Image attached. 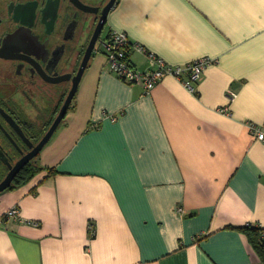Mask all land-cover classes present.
I'll use <instances>...</instances> for the list:
<instances>
[{
	"label": "crops",
	"instance_id": "0c3cea01",
	"mask_svg": "<svg viewBox=\"0 0 264 264\" xmlns=\"http://www.w3.org/2000/svg\"><path fill=\"white\" fill-rule=\"evenodd\" d=\"M104 27L212 62L146 92L94 50L42 169L0 193V264H262L239 228H264V0H116Z\"/></svg>",
	"mask_w": 264,
	"mask_h": 264
},
{
	"label": "flooded vegetation",
	"instance_id": "af4514ba",
	"mask_svg": "<svg viewBox=\"0 0 264 264\" xmlns=\"http://www.w3.org/2000/svg\"><path fill=\"white\" fill-rule=\"evenodd\" d=\"M107 2L0 0V186L58 114L71 86L60 79L74 74L79 63L73 71L64 65L70 68L71 57L85 51ZM40 152L19 168L9 187Z\"/></svg>",
	"mask_w": 264,
	"mask_h": 264
},
{
	"label": "built area",
	"instance_id": "2783aa9c",
	"mask_svg": "<svg viewBox=\"0 0 264 264\" xmlns=\"http://www.w3.org/2000/svg\"><path fill=\"white\" fill-rule=\"evenodd\" d=\"M99 43H102L101 49L98 50L95 46L94 50L105 54L109 69L130 85H142L146 92L168 75L175 76L189 91L194 92L195 83L200 79L202 71L212 62L204 57L184 65L169 64L155 53L149 52L143 45L131 42L123 31L111 30L105 40L99 39ZM133 51L147 56L148 61L143 68L134 65L130 60ZM250 129L254 137L264 144V124L261 126L251 124ZM8 219L23 221L17 206L4 211L1 220ZM27 221L35 226L39 224L35 221ZM261 240L264 242V233L261 235Z\"/></svg>",
	"mask_w": 264,
	"mask_h": 264
},
{
	"label": "water",
	"instance_id": "95a60500",
	"mask_svg": "<svg viewBox=\"0 0 264 264\" xmlns=\"http://www.w3.org/2000/svg\"><path fill=\"white\" fill-rule=\"evenodd\" d=\"M115 3H116V0H108V2L103 6V8L101 10L100 19H99V21H98V23L94 29L93 35L91 36V39H90L87 47L85 48V51L83 52L82 58L79 62V65H78L75 73L74 74L69 73L65 77L60 79V81H62V82L63 81H70L71 86L69 88V91H68V93H67V95H66V97L62 103V106H61L58 114L56 115L55 119L53 120V122L49 126L48 130L43 135V137L38 141L37 145H35L33 150L31 152H29L27 155L23 156L21 158V160L16 164L14 169L10 172V174L6 178V181H4L3 184L0 186V193L9 187L8 185H9L11 178L19 170V168L26 161H28L29 159L34 157L36 154H38V152L41 151V149L49 141V139L51 138V136L53 135V133L57 129L58 125L65 118V116H66V114L70 108L71 102H72V100H73V98L77 92V88H78V85H79L80 80L82 78V75H83V73L87 67V64L89 62V59H90V57H91V55L95 49L96 42L99 39L101 31L105 25L107 15H108L109 11L111 10V8L115 5ZM12 121H13V119H12ZM13 123H14V121H13ZM15 126L18 128L17 125H15Z\"/></svg>",
	"mask_w": 264,
	"mask_h": 264
},
{
	"label": "trees",
	"instance_id": "16d2710c",
	"mask_svg": "<svg viewBox=\"0 0 264 264\" xmlns=\"http://www.w3.org/2000/svg\"><path fill=\"white\" fill-rule=\"evenodd\" d=\"M41 169L42 167L36 163L34 165H30L27 169H25L24 175L20 178V180L15 182V184L10 186L8 189H13L16 186L25 183ZM48 173L52 174L54 173V170H52V168H48ZM239 229L245 233L249 242L253 246V249L255 250L260 262L264 264V242L261 240V235L264 233V228L261 226H253L249 224Z\"/></svg>",
	"mask_w": 264,
	"mask_h": 264
},
{
	"label": "rangeland",
	"instance_id": "374dc122",
	"mask_svg": "<svg viewBox=\"0 0 264 264\" xmlns=\"http://www.w3.org/2000/svg\"><path fill=\"white\" fill-rule=\"evenodd\" d=\"M105 31V27L103 28V31L101 32V35H100V39L104 36L103 35V32ZM100 45V43H99V40L96 42V45L95 46H99ZM72 55V54H71ZM71 55H69V56H71ZM74 56V55H73ZM73 58V57H72ZM76 59H78V55H75L74 56V58H73V60H72V62H71V67L69 68V65H64V68H65V70L67 71V68L68 69H70L71 71H73L74 70V68H75V62H76ZM69 62V59H67L66 58V63H68ZM63 84H64V86H65V88H69V86H70V82H63ZM64 121V120H63ZM63 121H61V123L58 125V127H57V129L55 130V132L53 133V135L51 136V138L49 139V141L44 145V147L42 148V150H41V152L40 153H42L44 150H45V148L47 147V146H49V144L50 143H52L53 141H56V139H58L60 136H61V134H62V128H63V124H62V122ZM39 153V154H40ZM39 157V156H38ZM37 157V158H38ZM37 158H36V161H37ZM36 164H38V161L36 162Z\"/></svg>",
	"mask_w": 264,
	"mask_h": 264
}]
</instances>
